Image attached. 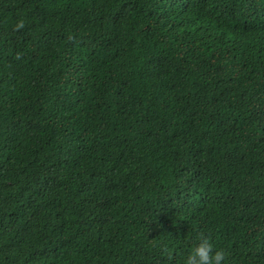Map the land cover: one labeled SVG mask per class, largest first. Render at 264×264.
<instances>
[{"label":"trees","instance_id":"16d2710c","mask_svg":"<svg viewBox=\"0 0 264 264\" xmlns=\"http://www.w3.org/2000/svg\"><path fill=\"white\" fill-rule=\"evenodd\" d=\"M264 264V0H0V264Z\"/></svg>","mask_w":264,"mask_h":264},{"label":"clouds","instance_id":"9594fccd","mask_svg":"<svg viewBox=\"0 0 264 264\" xmlns=\"http://www.w3.org/2000/svg\"><path fill=\"white\" fill-rule=\"evenodd\" d=\"M226 253L215 248L207 236L201 235L198 242L191 248L185 264H224Z\"/></svg>","mask_w":264,"mask_h":264}]
</instances>
